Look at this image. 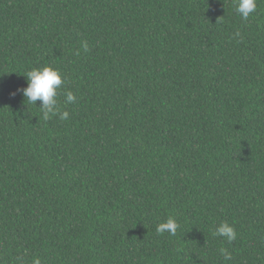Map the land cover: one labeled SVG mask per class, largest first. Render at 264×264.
<instances>
[{"label": "trees", "instance_id": "trees-1", "mask_svg": "<svg viewBox=\"0 0 264 264\" xmlns=\"http://www.w3.org/2000/svg\"><path fill=\"white\" fill-rule=\"evenodd\" d=\"M45 66L67 120L11 95ZM21 255L264 264V0L247 21L235 0H0V264Z\"/></svg>", "mask_w": 264, "mask_h": 264}, {"label": "clouds", "instance_id": "clouds-1", "mask_svg": "<svg viewBox=\"0 0 264 264\" xmlns=\"http://www.w3.org/2000/svg\"><path fill=\"white\" fill-rule=\"evenodd\" d=\"M257 9V0H235V11L241 17L243 21H247L251 14ZM238 35V34H237ZM88 43L82 42V48L85 52L88 51ZM27 86L25 88H18L16 92L12 93L15 96L17 93L21 94L25 98V102L32 105H36L37 101H40V107L42 113V119L47 121L53 116H59L61 120L69 119L68 111H61L59 108V95H64V105L75 104L77 101L76 95L68 91L63 93L61 86L67 83L62 79V75L59 70L52 68L51 66H45L43 68H33L25 74ZM179 223L172 217H169L165 222L159 223L156 227V232L163 235L168 233L170 235H176ZM212 235L214 237H222L228 243H232L237 239V232L234 226L228 222H221L215 227ZM221 254L225 259H230V254L226 249H221ZM17 264H28L24 256L16 257ZM31 264H42V260L39 257H33Z\"/></svg>", "mask_w": 264, "mask_h": 264}]
</instances>
